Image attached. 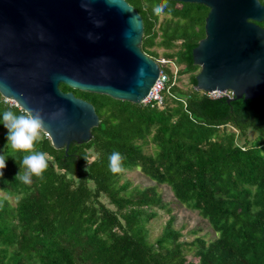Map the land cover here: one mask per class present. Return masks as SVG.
Wrapping results in <instances>:
<instances>
[{"label":"trees","instance_id":"trees-1","mask_svg":"<svg viewBox=\"0 0 264 264\" xmlns=\"http://www.w3.org/2000/svg\"><path fill=\"white\" fill-rule=\"evenodd\" d=\"M141 16V51L171 63L163 107L115 100L59 85L90 103L99 119L91 138L55 149L43 132L35 149L47 154L43 179H15L22 157L7 145L0 123V264H264V99H209L195 89L192 49L204 38L208 9L167 0H125ZM264 5V0H259ZM264 29V21L259 23ZM187 76L191 90L178 84ZM20 109L0 95L2 113ZM254 137L248 139V133ZM151 146L146 153L143 147ZM119 151L123 172L109 157ZM138 171L154 186L124 179ZM196 212L213 238L181 240L173 217L149 241L147 224L165 209L157 186Z\"/></svg>","mask_w":264,"mask_h":264},{"label":"water","instance_id":"water-1","mask_svg":"<svg viewBox=\"0 0 264 264\" xmlns=\"http://www.w3.org/2000/svg\"><path fill=\"white\" fill-rule=\"evenodd\" d=\"M208 9L192 49L197 91L264 99V5L259 0H169ZM141 16L125 0H0V95L42 110L55 149L91 138L93 106L59 85L141 104L160 66L140 49ZM63 109L56 119L53 113Z\"/></svg>","mask_w":264,"mask_h":264},{"label":"clouds","instance_id":"clouds-1","mask_svg":"<svg viewBox=\"0 0 264 264\" xmlns=\"http://www.w3.org/2000/svg\"><path fill=\"white\" fill-rule=\"evenodd\" d=\"M166 6L167 0H164V4L157 6L154 11L159 14ZM63 111L59 109L52 114L51 119H56ZM0 123L7 129V145L14 151L28 153L22 157L21 166L24 171L23 173L19 171L15 179L25 184H31L34 175L43 179V172L48 167L47 154L35 149L40 133L48 131L42 110L21 105L19 114L12 110H5ZM6 159V155H0V176L3 175L2 170L6 168ZM123 159L119 151H113L109 157L110 169L117 173L125 171L122 167Z\"/></svg>","mask_w":264,"mask_h":264},{"label":"rangeland","instance_id":"rangeland-1","mask_svg":"<svg viewBox=\"0 0 264 264\" xmlns=\"http://www.w3.org/2000/svg\"><path fill=\"white\" fill-rule=\"evenodd\" d=\"M158 54V59H162V49H155ZM173 68L172 70H174ZM178 87L187 92L191 90V87L187 85V76L181 77ZM252 131L248 133V139L254 137ZM143 151L146 153L152 152L151 146L143 147ZM124 179L128 180L133 186L138 185L140 188L154 186L155 184L144 178L138 171L127 172L124 174ZM157 192L161 193L162 200L166 204L167 209L170 210L169 213L165 209H155L156 218L154 217L148 224L147 228L149 230L148 239L149 241H154L163 231L165 223L170 217H173V228L179 230L182 234V239L184 241L191 242L195 238L204 237L205 239L213 238V233L211 232L208 224L203 220L196 212L186 209L183 205L179 204L173 198L168 187L160 185L157 186Z\"/></svg>","mask_w":264,"mask_h":264},{"label":"built area","instance_id":"built-area-1","mask_svg":"<svg viewBox=\"0 0 264 264\" xmlns=\"http://www.w3.org/2000/svg\"><path fill=\"white\" fill-rule=\"evenodd\" d=\"M157 64L160 66V72L159 75L154 82L152 88L150 89L148 95L143 99L142 105L150 106V107H163L165 104V97L164 93L168 91V82L170 80V77L168 73H166L164 70H169L172 74H175L176 69L171 63L168 61L162 59L155 60ZM209 99H221L225 98L227 100H231L233 98V93L231 91L225 90V91H213L210 93H205ZM5 102H8L10 105H14L17 107V105L7 99H4ZM46 136V135H45Z\"/></svg>","mask_w":264,"mask_h":264}]
</instances>
